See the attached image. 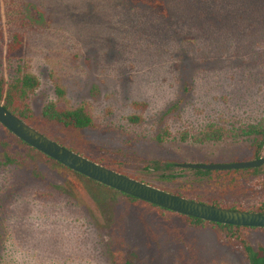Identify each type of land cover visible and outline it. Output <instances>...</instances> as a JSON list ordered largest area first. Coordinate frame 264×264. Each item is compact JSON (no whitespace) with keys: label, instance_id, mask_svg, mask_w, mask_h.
<instances>
[{"label":"rangeland","instance_id":"374dc122","mask_svg":"<svg viewBox=\"0 0 264 264\" xmlns=\"http://www.w3.org/2000/svg\"><path fill=\"white\" fill-rule=\"evenodd\" d=\"M0 29V76L39 80L29 102L49 137L185 197L264 209V164L236 173L182 166L255 160L256 136L244 132L264 125V0H0ZM16 33L24 44L10 57ZM50 102L89 104L97 127L46 122ZM217 128L224 137L204 139ZM4 140L0 125V264H111L91 184L34 154L4 165ZM119 208L143 264H247L241 240L215 225ZM243 234L264 246V231Z\"/></svg>","mask_w":264,"mask_h":264},{"label":"trees","instance_id":"16d2710c","mask_svg":"<svg viewBox=\"0 0 264 264\" xmlns=\"http://www.w3.org/2000/svg\"><path fill=\"white\" fill-rule=\"evenodd\" d=\"M2 35L3 33L0 29V38L2 37ZM23 44V35L21 33H16L13 40L9 44V56L14 57L19 54L23 47ZM37 86H39V80L32 75H25L22 79L14 81L10 84L6 83L5 79L0 76V103L4 104V106L16 116L22 118L35 128L48 135V132L43 128V125L39 122V120H37V118L34 117V112L29 102L30 94ZM60 93L64 95V90L61 89ZM136 105L144 106L145 104L141 105L139 103H136ZM138 118L141 119L140 117ZM43 119L46 122L58 125L65 130H72L76 132H82L87 128L97 127V123L91 112V107L89 106V104L85 103L77 108H71L61 105L58 102H50L44 108ZM0 125L4 128L6 135L11 139V141L4 140L1 145L4 157V165L8 166L18 164L25 166L27 165V158H30L34 154L37 157L45 159L53 165H57L66 168L67 170L73 171L82 179L87 180L88 184H91V186L87 185V191L91 193L93 199L106 216V227L108 228L109 235L108 251L111 257V264H143L140 254L141 248L137 245V240L133 239L134 236L130 234L129 230L123 228L124 225L118 218V216L123 213V210L120 212V205H122L123 209L127 212L128 215L134 213L138 216V213L146 212V210H149L150 216L155 217L158 221L161 222L164 221V219L169 220L170 216H176L185 220V222L191 227H200L206 223L215 225L220 231L231 233L233 237H237L241 240L247 256V264H264V246L256 249L251 239L247 235L245 236L243 234V231L247 229L264 231V228L236 226L206 221L201 218L188 216L176 211H172L165 207L158 206L138 197L121 192L117 189L108 187L70 169L69 167L49 157L48 155L37 150L27 142L14 135L1 122ZM244 133L255 134L256 144H258L260 141L261 143H263L262 138L264 135V125L251 127ZM224 135L225 133L218 128L208 129L206 130V133H204V139H220L224 137ZM68 148L83 153L78 148H74L71 146H68ZM95 161L126 174V172H124L123 161L121 160L100 157L98 159H95ZM171 165H175V163ZM197 170L205 171L202 169ZM132 177L140 179L134 175H132ZM53 186L54 190L59 194H70L71 192L70 190L65 189V187H63L62 185L54 184ZM168 191L184 196V193L180 191ZM120 197L123 200L124 204H120V202H122L121 199H119ZM111 204H114L113 208L110 211L109 215H107L106 209L110 208ZM211 204L231 209H243L238 206H223L220 202H211ZM258 211L264 210L260 209ZM242 234L244 236H242Z\"/></svg>","mask_w":264,"mask_h":264},{"label":"water","instance_id":"95a60500","mask_svg":"<svg viewBox=\"0 0 264 264\" xmlns=\"http://www.w3.org/2000/svg\"><path fill=\"white\" fill-rule=\"evenodd\" d=\"M0 122L14 135L27 142L32 147L70 169L103 185L172 211L201 218L206 221L236 226L264 228V212L231 209L205 203L175 194L114 170L55 141L9 111L2 103H0ZM262 164H264V157L244 162L222 164L184 163L182 166L193 169L222 170L253 168L259 167Z\"/></svg>","mask_w":264,"mask_h":264},{"label":"flooded vegetation","instance_id":"af4514ba","mask_svg":"<svg viewBox=\"0 0 264 264\" xmlns=\"http://www.w3.org/2000/svg\"><path fill=\"white\" fill-rule=\"evenodd\" d=\"M263 143H261V141L258 143V144H256V155H255V159H259V158H262V157H264V156H262L261 154H262V149H263V147H264V135H263ZM222 164V163H221ZM263 165V164H262ZM261 165V166H262ZM260 167V166H259ZM259 167H253V168H238V169H222V171H227V172H234V173H236V172H238V171H255V170H257ZM205 171H207V172H211V171H217V170H209V169H204ZM218 170H220V169H218ZM233 173V174H234ZM234 178H235V176H234ZM236 179V178H235ZM209 204H211V203H209ZM214 205V204H213ZM216 206H218V205H216ZM239 210H245V211H251V210H246V209H239ZM264 210V209H263ZM256 212H264V211H256Z\"/></svg>","mask_w":264,"mask_h":264}]
</instances>
